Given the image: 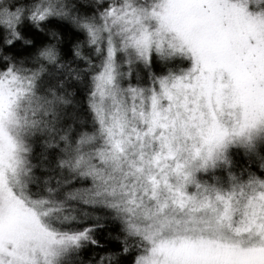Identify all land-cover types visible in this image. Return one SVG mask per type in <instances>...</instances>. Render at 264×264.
Masks as SVG:
<instances>
[{
    "label": "snow or ice",
    "instance_id": "snow-or-ice-1",
    "mask_svg": "<svg viewBox=\"0 0 264 264\" xmlns=\"http://www.w3.org/2000/svg\"><path fill=\"white\" fill-rule=\"evenodd\" d=\"M0 264H264V0H0Z\"/></svg>",
    "mask_w": 264,
    "mask_h": 264
}]
</instances>
